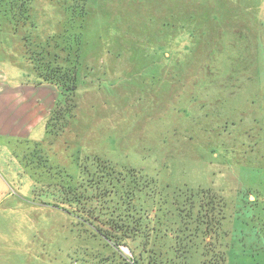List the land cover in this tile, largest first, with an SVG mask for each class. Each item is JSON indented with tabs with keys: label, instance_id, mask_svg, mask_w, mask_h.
<instances>
[{
	"label": "rangeland",
	"instance_id": "obj_1",
	"mask_svg": "<svg viewBox=\"0 0 264 264\" xmlns=\"http://www.w3.org/2000/svg\"><path fill=\"white\" fill-rule=\"evenodd\" d=\"M21 2L0 0L5 60L14 80L55 86L58 105L20 149L29 183L15 194L31 215L5 220L0 264H124L130 247L145 258L140 240L110 243L77 204L96 164L218 193L221 246L208 247L224 264H264V167L251 149L264 127V0Z\"/></svg>",
	"mask_w": 264,
	"mask_h": 264
},
{
	"label": "trees",
	"instance_id": "obj_2",
	"mask_svg": "<svg viewBox=\"0 0 264 264\" xmlns=\"http://www.w3.org/2000/svg\"><path fill=\"white\" fill-rule=\"evenodd\" d=\"M31 1L19 4L28 7ZM6 11L4 8L8 15ZM76 194L77 204L88 203L94 229L107 241L128 246L130 241L140 240L144 244L145 258L137 257L129 246L132 255L120 256L124 264H224L225 250L216 252L208 247L214 242L221 246L220 225L226 203L216 192L204 188L170 189L134 169L113 174L96 164L92 178L82 179Z\"/></svg>",
	"mask_w": 264,
	"mask_h": 264
},
{
	"label": "crops",
	"instance_id": "obj_3",
	"mask_svg": "<svg viewBox=\"0 0 264 264\" xmlns=\"http://www.w3.org/2000/svg\"><path fill=\"white\" fill-rule=\"evenodd\" d=\"M13 46L10 36L0 37V233L6 226L5 220L14 217L13 214L31 215L30 207L26 206L28 202L15 194V190L18 192L24 183H29V177L24 175L23 167L20 166L22 163L19 158L23 155L20 149H23L25 142L43 137L39 133L45 128L57 95V88L51 84L13 79L10 71L12 62L8 63L4 57L8 50L10 56L13 55ZM258 136L260 146L255 144L251 149L254 151L258 148L254 154L262 159L264 167V127ZM41 210H45L44 206Z\"/></svg>",
	"mask_w": 264,
	"mask_h": 264
}]
</instances>
